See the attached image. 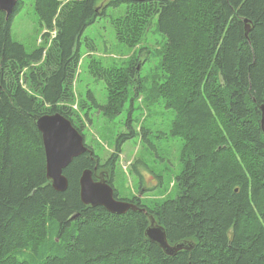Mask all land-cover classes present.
Segmentation results:
<instances>
[{"label": "trees", "instance_id": "obj_1", "mask_svg": "<svg viewBox=\"0 0 264 264\" xmlns=\"http://www.w3.org/2000/svg\"><path fill=\"white\" fill-rule=\"evenodd\" d=\"M21 3L8 17L0 11V264H31L16 254H39L47 241L55 253L39 264H264V0H33L44 32L30 52L10 34ZM122 4L112 21L117 42L139 47L154 17L165 37L164 80L148 98L174 111L170 135L182 148L174 197L122 198L139 209L115 214L80 200L81 172L102 168L87 144L63 170L67 188L52 187L35 118L59 113L84 137L78 110L88 104L74 90L82 33L108 6ZM141 64L138 57L124 67L89 62L106 102L87 96L105 116L120 112L141 81ZM150 217L170 245H193L165 253L145 236Z\"/></svg>", "mask_w": 264, "mask_h": 264}, {"label": "rangeland", "instance_id": "obj_2", "mask_svg": "<svg viewBox=\"0 0 264 264\" xmlns=\"http://www.w3.org/2000/svg\"><path fill=\"white\" fill-rule=\"evenodd\" d=\"M33 6V0H22L10 24L11 38L21 43L28 52L41 44V35L44 32ZM123 10L124 4L115 8L108 6L106 14L98 17L82 33L81 58L74 90L76 100L84 99L88 106L79 109L78 113L84 121L82 132L85 144L100 157L102 168L99 170L113 175L112 185L117 191V198L137 197L144 203L156 202L154 199L160 202L166 197L175 196L176 188L172 184L181 170L179 154L182 148V140L170 135L171 124L175 118L174 111L166 108L161 98H148L151 86L164 80L160 51L165 37L158 31L154 17L139 47L132 48L117 42L112 21ZM133 57L142 60L139 72L141 81L129 88L120 112L107 117L87 96L90 91L99 104L106 102L104 84L90 74L89 62L94 59L103 66L124 67ZM139 86L140 92L136 94ZM73 107L76 108V103ZM130 130L134 131L133 136L121 139ZM112 153H116V157L104 166L105 160H110ZM48 235L50 240L56 241L55 237L52 238V229ZM45 246V252L41 249L39 254L27 250L24 255H16L20 259H29L31 264H39L43 254L47 256L55 253L48 241Z\"/></svg>", "mask_w": 264, "mask_h": 264}, {"label": "water", "instance_id": "obj_3", "mask_svg": "<svg viewBox=\"0 0 264 264\" xmlns=\"http://www.w3.org/2000/svg\"><path fill=\"white\" fill-rule=\"evenodd\" d=\"M18 0H0V11L5 16L14 10ZM138 2L148 0H133ZM247 22V21H245ZM246 35L249 26L245 25ZM35 125L42 136L46 158V177L52 187L57 191H64L68 186V179L63 170L72 162L73 158L87 150L83 136L73 126L72 122L59 113L42 114L35 119ZM264 131V120L261 119ZM103 175V176H102ZM99 180H94L92 171L84 169L79 177V197L83 204L91 206H103L107 211L115 214H123L127 210L139 209L131 201H124L114 197V189L107 181V176L102 174ZM145 236L157 244L169 255L182 248H190L193 244L187 241H179L173 245L167 242L164 229L154 223L150 217V224L145 230Z\"/></svg>", "mask_w": 264, "mask_h": 264}, {"label": "bare ground", "instance_id": "obj_4", "mask_svg": "<svg viewBox=\"0 0 264 264\" xmlns=\"http://www.w3.org/2000/svg\"><path fill=\"white\" fill-rule=\"evenodd\" d=\"M33 7H34V6H33ZM248 37H249V36H248ZM216 82H217V81H216ZM217 86H218V85H217ZM220 88H221V87H220ZM225 89H226V88H225ZM223 91H224V89H223ZM92 94H93V93H92ZM151 94H152V93H151ZM152 95H153V94H152ZM152 95H151V97H152ZM156 95H157V94H156ZM160 95H161V94H160ZM153 96H154V95H153ZM151 97H150V99H151ZM94 98H95V97H94ZM159 99H160V98H159ZM83 101H84V100H83ZM151 101H153V100H151ZM85 102H86V100H85ZM154 102H155V101H154ZM151 103H152V102H151ZM69 104H70V103H69ZM86 105H87V104H86ZM87 106H88V105H87ZM81 108H82V107H81ZM87 109H88V107H87ZM146 111H147V110H146ZM81 114H82V113H81ZM88 115H89V113H88ZM39 116H40V115H39ZM37 117H38V116H37ZM37 117H36V118H37ZM36 118H35V119H36ZM86 118H87V117H86ZM89 118H90V117H89ZM127 118H128V117H127ZM68 119H69V118H68ZM70 121H71V120H70ZM130 121H131V120H130ZM72 124H73V123H72ZM73 126H74V125H73ZM74 127H75V126H74ZM75 128H76V127H75ZM76 129H77V128H76ZM128 129H129V128H128ZM77 130H78V129H77ZM78 131H79V130H78ZM79 132H80V131H79ZM80 133H81V132H80ZM129 133H130V132H129ZM129 133H128V134H129ZM130 134H131V133H130ZM81 135H82V133H81ZM225 135H226V134H225ZM82 136H83V135H82ZM132 136H133V135H132ZM41 137H42V136H41ZM121 137H122V136H121ZM119 140H120V139H119ZM83 142H84V145L87 147V145L85 144V141H84V137H83ZM87 150H88V147H87ZM87 150H86V151H87ZM83 153H84V152H83ZM89 169H90V168H89ZM96 169H97L96 167H94L93 169H91V171H92V177H93V173L96 171ZM102 174H105V175L107 176V181H108V180H109V174H108L107 172H102V173L100 174V177H101ZM102 176H103V175H102ZM93 179H94V177H93ZM94 180H95V179H94ZM124 201H127V200H124ZM128 202H129V201H128ZM73 218H74V217H73ZM164 229H165V228H164ZM47 232H48V231H47ZM46 239H47V238H46ZM43 243H44V242H43ZM49 243H50V242H49ZM54 243H55V242H54ZM46 246H47V245H46ZM46 246H45V250H46ZM40 247H41V246H40ZM48 247H49V245L47 246V248H48ZM25 250H26V249H25ZM42 250H43V252H45V251H44V247L42 248ZM42 250H41V251H42ZM20 251H21V250H20ZM20 251L18 250V252H20ZM38 251H39V250H38ZM38 251H37V252H38ZM48 251H49V250H48ZM14 252H15V251H14ZM22 252H23V250H22ZM37 252H36V253H37ZM20 253H21V252H20ZM40 253H41V252H40Z\"/></svg>", "mask_w": 264, "mask_h": 264}, {"label": "flooded vegetation", "instance_id": "obj_5", "mask_svg": "<svg viewBox=\"0 0 264 264\" xmlns=\"http://www.w3.org/2000/svg\"><path fill=\"white\" fill-rule=\"evenodd\" d=\"M102 172L100 171V170H98V168L96 169V171H95V176H94V178H95V180H99V178H100V174H101Z\"/></svg>", "mask_w": 264, "mask_h": 264}]
</instances>
